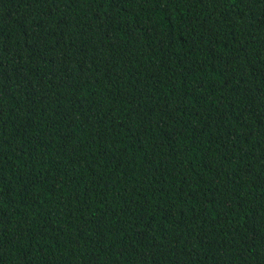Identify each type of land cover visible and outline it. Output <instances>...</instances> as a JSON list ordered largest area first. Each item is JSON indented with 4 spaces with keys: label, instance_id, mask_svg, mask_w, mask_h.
<instances>
[{
    "label": "trees",
    "instance_id": "obj_1",
    "mask_svg": "<svg viewBox=\"0 0 264 264\" xmlns=\"http://www.w3.org/2000/svg\"><path fill=\"white\" fill-rule=\"evenodd\" d=\"M0 264H264V0H0Z\"/></svg>",
    "mask_w": 264,
    "mask_h": 264
}]
</instances>
